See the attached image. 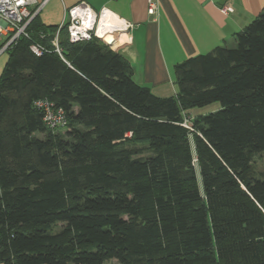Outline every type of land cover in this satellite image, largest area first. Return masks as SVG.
<instances>
[{
  "label": "trees",
  "instance_id": "trees-1",
  "mask_svg": "<svg viewBox=\"0 0 264 264\" xmlns=\"http://www.w3.org/2000/svg\"><path fill=\"white\" fill-rule=\"evenodd\" d=\"M57 28L36 15L5 52L0 264H264V7L233 48L175 66L169 98L66 25L56 53ZM42 99L65 133L44 126Z\"/></svg>",
  "mask_w": 264,
  "mask_h": 264
},
{
  "label": "crops",
  "instance_id": "crops-1",
  "mask_svg": "<svg viewBox=\"0 0 264 264\" xmlns=\"http://www.w3.org/2000/svg\"><path fill=\"white\" fill-rule=\"evenodd\" d=\"M43 3L37 13L38 22L49 28L64 23L66 11L85 2L100 18L114 28L129 24L125 37L112 49L132 68L133 80L158 98L174 97L175 66L185 60L205 55L217 47H234V35L241 32L262 11L264 0H157V12L148 15L146 0H36ZM232 12L223 14L221 8ZM0 35V47L5 41ZM7 56L0 54V74ZM212 106V105H209ZM206 106L185 112L193 118L216 107ZM208 109V110H206ZM264 171V157L253 165Z\"/></svg>",
  "mask_w": 264,
  "mask_h": 264
},
{
  "label": "built area",
  "instance_id": "built-area-1",
  "mask_svg": "<svg viewBox=\"0 0 264 264\" xmlns=\"http://www.w3.org/2000/svg\"><path fill=\"white\" fill-rule=\"evenodd\" d=\"M42 5L43 3L38 4L36 0H0V35L6 38L0 47V54L5 53L20 37H27L26 27L37 15ZM157 6V0H146L147 14L155 15ZM104 12L107 11L94 12L85 2H79L69 8L66 11L64 23L58 26L55 37L51 42L54 51L58 54L60 52L57 47V36L63 25L67 26V38L72 44L89 41L92 38L100 40L97 37V28ZM221 12L223 14L232 12V8L224 6L221 8ZM121 26L124 31L130 28L129 24L123 23ZM100 41L110 47L106 42ZM29 49L36 56H39L42 51L36 44H31ZM34 107L41 112L42 122L47 129L56 130L66 127L67 121L63 110L56 108L53 103L42 99L34 102ZM189 121L190 117L185 116L182 125L189 128Z\"/></svg>",
  "mask_w": 264,
  "mask_h": 264
},
{
  "label": "bare ground",
  "instance_id": "bare-ground-1",
  "mask_svg": "<svg viewBox=\"0 0 264 264\" xmlns=\"http://www.w3.org/2000/svg\"><path fill=\"white\" fill-rule=\"evenodd\" d=\"M125 37V32L122 27L114 28L112 26L106 25L105 22L99 21L97 28V37L106 42L112 49H115L119 42L123 41L119 37Z\"/></svg>",
  "mask_w": 264,
  "mask_h": 264
},
{
  "label": "rangeland",
  "instance_id": "rangeland-1",
  "mask_svg": "<svg viewBox=\"0 0 264 264\" xmlns=\"http://www.w3.org/2000/svg\"><path fill=\"white\" fill-rule=\"evenodd\" d=\"M212 107H216V109L213 110L212 112H214V111L219 109V105L217 103L212 104V106H209V108H212ZM206 110H208V109H206ZM65 130H66L65 128H59V129H56V132H59V133L63 134V133H65ZM190 143H191V141H190ZM191 147H192V143H191ZM108 264H116V262L112 260V261H109Z\"/></svg>",
  "mask_w": 264,
  "mask_h": 264
}]
</instances>
